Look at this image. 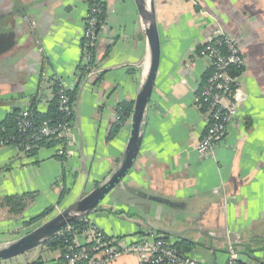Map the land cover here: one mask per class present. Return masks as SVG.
I'll list each match as a JSON object with an SVG mask.
<instances>
[{
    "label": "crops",
    "instance_id": "1",
    "mask_svg": "<svg viewBox=\"0 0 264 264\" xmlns=\"http://www.w3.org/2000/svg\"><path fill=\"white\" fill-rule=\"evenodd\" d=\"M154 1L161 61L141 151L126 180L86 219L121 244L150 233L188 239L191 254L205 264L226 262L229 238L239 261L264 264V0ZM102 2L101 73L87 80L80 71L87 0H0V14H9L0 31L15 39L0 55V126L32 106L47 112L53 79L76 93L64 158L62 142L32 155L0 146V201L34 194L21 215L0 220V244L16 239L10 232L23 218L58 204L66 189L59 209L91 191L124 153L130 119L115 135L113 126L119 105L134 103L145 77L148 41L135 0ZM215 28L235 38L246 59L240 77L245 97L225 138L204 152L198 145L208 119L194 98L212 70L200 51ZM62 252L42 245L0 264H57ZM139 261L121 253L108 264Z\"/></svg>",
    "mask_w": 264,
    "mask_h": 264
},
{
    "label": "built area",
    "instance_id": "2",
    "mask_svg": "<svg viewBox=\"0 0 264 264\" xmlns=\"http://www.w3.org/2000/svg\"><path fill=\"white\" fill-rule=\"evenodd\" d=\"M101 13L102 7L99 3L89 5L81 44V60L87 80L95 76L97 79L101 73L95 58L100 31L105 23L100 18ZM27 19L23 17V20ZM200 54L210 59L212 70L206 75L195 95L194 103L208 119V125L199 142L200 150L211 152L225 138L237 108L245 97L241 88V75H232L230 70L233 67H245L246 59L235 38L221 28H215L208 36ZM43 76L47 78L46 74ZM51 83L59 86L60 110L65 116L40 119L33 108L23 109L15 120L20 139L12 144L15 141L13 135L1 136L0 146H13L20 154L26 155L28 149L37 147L45 139H60L62 147L59 154L66 153L63 143L69 142L73 133V120L70 118L73 109L68 105L66 94L69 88L59 79H53ZM1 130L7 131L5 127ZM86 223L88 224L80 229L70 226L63 231L74 237L71 242L67 241L68 245L57 264H108L121 253L138 255L140 264H205L178 246L175 238L167 239L150 233L127 244H121L90 220L86 219ZM224 264H239L236 253L231 251Z\"/></svg>",
    "mask_w": 264,
    "mask_h": 264
},
{
    "label": "water",
    "instance_id": "3",
    "mask_svg": "<svg viewBox=\"0 0 264 264\" xmlns=\"http://www.w3.org/2000/svg\"><path fill=\"white\" fill-rule=\"evenodd\" d=\"M145 26L148 41L147 72L135 97L130 118V136L124 153L113 171L91 191L81 195L70 204L56 210L49 218L16 239L0 244V261L9 260L34 248L44 245L75 223L88 218L129 176L141 151L147 108L155 87L161 61V37L157 22L154 0H135ZM9 14H0V20ZM0 55L15 45L13 37L6 38L0 31ZM151 198L155 199L156 197ZM228 252L235 251V243L228 238Z\"/></svg>",
    "mask_w": 264,
    "mask_h": 264
},
{
    "label": "trees",
    "instance_id": "4",
    "mask_svg": "<svg viewBox=\"0 0 264 264\" xmlns=\"http://www.w3.org/2000/svg\"><path fill=\"white\" fill-rule=\"evenodd\" d=\"M87 1H88L89 5L94 4V3H99L101 5L102 13H101L100 18L102 19L103 22H105L106 8L104 6V3L100 0H87ZM95 58H96V55H95ZM244 68L245 67H242V68L233 67V69L230 70V72L232 73V75H235V76L241 75L244 71ZM80 71H81L82 76L86 77V70L84 69L83 66L80 67ZM52 87L54 90V98L50 102V105H49L47 112L43 113L41 111H38L34 106L31 107L34 109L35 113L37 114L38 118H40V119H43V118L56 119V118H60L62 116H65V113H63L60 110V95L58 94L59 86L56 83V84L52 85ZM66 94L68 95V99H69L68 105L70 106L71 109H73L72 107H73L74 100L76 98V93L74 90L67 89ZM133 104H134L133 102H122L119 105V107L117 109V117L118 118H117L116 124L113 126V135H115L119 131V128H121V126L123 125V123L125 121L130 119L131 114H132V110H133ZM17 114L10 115L7 118V120H5V122H3V124L0 126V137L1 136H9V135H13L15 137V141L12 142V144L15 142H18V140L20 139V136L18 135L16 125H15V120H16ZM70 118H71V120L74 119V111L70 115ZM2 127H5L7 129V131L6 132L2 131L1 130ZM60 142H62V140H60V139L59 140H56V139L47 140V139H45V140L39 142L37 147L30 148L26 152L28 154L32 155V154H34L35 150L40 146L53 145L55 143H60ZM64 155H66V154H64ZM64 155H61V158H64L65 157ZM67 192H69L68 189H66L63 192L61 199L59 200L58 204L51 205V206L45 208L43 211H41L39 214H37L35 216L29 217V218H23L22 229H25L26 232H28L29 230H31V228L33 226L37 225L38 222L42 221L43 219L49 218L56 211V208L61 204V202L64 199ZM33 197H34L33 193L7 195V196L3 197L2 200L0 201V206L8 208L9 213H11L13 215H21L23 213V211L26 209L28 202L31 201ZM86 224H88V223H86V219H84L82 221L75 223L72 226H73V228L80 229L83 226H85ZM13 232L18 233L19 230L17 229ZM63 233L61 232L60 234L49 239L44 244V246L48 247L51 250L61 249L62 251H64L65 247L68 245V242L72 241L74 235H70L67 232H63ZM140 236H145V235L140 234ZM164 237L167 239H171L167 235H165ZM176 240H177L176 244L178 246L183 247L187 253L188 252L191 253L192 242L190 240L184 239V238H177ZM239 264H244V263L239 261Z\"/></svg>",
    "mask_w": 264,
    "mask_h": 264
},
{
    "label": "rangeland",
    "instance_id": "5",
    "mask_svg": "<svg viewBox=\"0 0 264 264\" xmlns=\"http://www.w3.org/2000/svg\"><path fill=\"white\" fill-rule=\"evenodd\" d=\"M241 88H242V86H241ZM239 106H240V104H239ZM199 142H200V141H199ZM198 148L200 149L199 145H198ZM6 209H7V210H6ZM58 209H59V208H56V210H58ZM10 214H11V213H8V208H5V210L0 209V220H3L4 218L9 217ZM15 216H17V215H15ZM44 220H45V219H43L42 221L38 222V224L42 223ZM38 224H37V225H38ZM37 225H35V226H37ZM35 226H33L32 228H34ZM32 228H31V229H32ZM18 230H19L18 233L10 232V234L13 233L12 235H13L14 237L17 238L19 235H23V234L27 233L25 229H22V227H20ZM0 233H2V232H0ZM13 236H11V237H13Z\"/></svg>",
    "mask_w": 264,
    "mask_h": 264
}]
</instances>
